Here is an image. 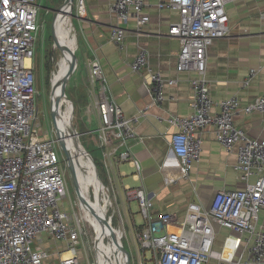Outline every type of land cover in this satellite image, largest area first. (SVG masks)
Returning a JSON list of instances; mask_svg holds the SVG:
<instances>
[{
  "label": "built area",
  "instance_id": "obj_1",
  "mask_svg": "<svg viewBox=\"0 0 264 264\" xmlns=\"http://www.w3.org/2000/svg\"><path fill=\"white\" fill-rule=\"evenodd\" d=\"M74 1L76 18L84 19L85 1ZM230 1L162 0L157 3L159 9L179 12V20L171 23L168 30V35L180 44L176 71L197 74L189 82L191 114L157 117L175 129L169 146L181 163L180 175L189 178L193 165L200 159L202 132L212 125L216 140L226 152L237 147L234 168L246 184L240 190L217 191L208 208L190 202L182 219L175 213L152 218V202L141 187L134 189L139 212L147 220V225L135 232V238L142 250L151 252L155 264H207L211 258L217 259L218 264H264V226L259 224V213L264 210V139L249 137L235 125V117L240 114L264 112V94L245 104L237 96L216 103L205 78L209 46L215 39L229 35L225 7ZM147 6V0H109V10L116 21L110 39L120 49L124 26L130 20H134L137 29L148 22V16L143 14ZM39 9L38 0H0V264H43L48 252L35 246L43 234L66 242L64 252L69 256L60 259V264H80L76 247L81 231L71 225L62 208L67 189L56 152L58 142L48 131L41 134L36 123L38 91L33 57L40 29ZM260 18L264 42V10ZM130 69L145 73L153 105H161L165 87L177 81L154 71L149 66L148 52L142 47L130 63ZM88 72L90 83L96 86L94 107L99 126L93 139L102 150L103 168L134 162L129 146L138 140L135 126L145 117V108L125 117L107 95L108 85L97 58L89 63ZM256 74V69L249 70L243 86ZM215 225L234 234L228 237L232 239L227 257L213 248Z\"/></svg>",
  "mask_w": 264,
  "mask_h": 264
},
{
  "label": "crops",
  "instance_id": "obj_2",
  "mask_svg": "<svg viewBox=\"0 0 264 264\" xmlns=\"http://www.w3.org/2000/svg\"><path fill=\"white\" fill-rule=\"evenodd\" d=\"M84 1L86 16L84 19H77L79 27L76 32L79 39L77 57L84 67L85 80L76 86L83 92L82 99H88V118H94L97 129L99 120L94 107L96 86L90 83L88 72L89 63L95 58L100 63L108 85L107 95L119 106L124 116L131 117L145 108V117L135 126L138 140L131 142L129 146L134 162L110 166L114 179L110 178L109 181L108 177L109 184L119 183L123 193L125 190L121 203L126 208L122 209L130 213L129 204H137V201L134 197H128L134 196L133 190L141 187L152 202V218L162 213H175L182 219L190 202L208 208L217 191L243 189L246 182L234 168L237 147L226 152L216 140L212 125L202 132L199 162L193 165L189 178L186 179L181 177V163L169 146L170 136L175 129L169 127L164 120L157 119L165 118L169 114L188 116L192 112L189 82L197 74L193 71H176L180 44L178 39L168 35L171 23L179 20V12L159 9L157 3L162 0H147L148 6L143 9V14L148 16V22L137 29L134 20H130L124 26L123 47L120 49L110 39V31L116 21L110 13L109 0ZM225 10L228 15L229 35L215 39L209 46L205 78L209 82L210 96L214 102L237 96L241 104H245L264 94V42L261 35L263 23L260 18V12L264 10V0H231L226 4ZM141 47L147 50L149 66L154 71H158L163 78L177 80L173 86L165 87V100L159 106L152 104L153 95L145 73H134L130 69V63ZM251 69H256L257 74L247 86H243V81ZM214 110H218V107ZM235 125L249 137L264 139V112L240 114L235 117ZM126 179H130L133 186L125 183ZM124 199L127 204L123 202ZM259 224L264 226V210L259 213ZM146 225L147 220H143L139 228ZM214 230L213 248L227 257L232 239L228 237L233 233L216 225ZM47 237L49 236L46 234L41 235L37 239L40 242L35 246L47 252L48 249L45 248H50V259L59 252V256L64 258L67 253L64 252L66 242L49 237L53 243L50 245L47 244ZM45 261L43 264H46ZM207 264L218 262L211 258Z\"/></svg>",
  "mask_w": 264,
  "mask_h": 264
},
{
  "label": "rangeland",
  "instance_id": "obj_3",
  "mask_svg": "<svg viewBox=\"0 0 264 264\" xmlns=\"http://www.w3.org/2000/svg\"><path fill=\"white\" fill-rule=\"evenodd\" d=\"M40 9L38 11L37 15V22L40 26L38 36H37V42L35 43L34 50L36 51V57H35V64H36V73H37V91H38V99H37V105H38V118L37 122L41 134H44L46 131H48V135L52 134L54 137L55 134V125L54 122L51 119L50 115V108H51V82L54 76V73L58 69V61H59V54L60 51L58 47L56 48L53 46V40L52 37L50 38V26L53 19V12L55 9H57L59 6H61L64 2V0H51L49 5L47 6L44 2V0H38ZM58 19L61 16V13H57ZM70 23L74 27V31L77 38V46L74 51L76 56H78L77 49L79 46V39L78 34L76 30L78 31V20L75 15V1H73L72 4V11H71V21ZM37 48V50H36ZM46 66L48 67L46 69ZM35 70V69H34ZM74 82V81H73ZM73 83L71 82V78L67 83V86L65 88V94L70 99V101L73 103V101L77 102V104L74 105V113L72 118V123L74 127L76 128L77 132L79 133V139L82 143V145L92 153V157H98L101 156V149L98 148L94 144L93 137L96 136V129H95V120L94 118H88V115L86 113L87 107H88V99L81 97L83 92L81 93V90L79 88H72ZM64 102L68 103V101L65 100ZM70 105V104H69ZM63 109H65V106H63ZM70 110V108H69ZM91 132L92 134H89ZM97 148L98 151L95 149ZM56 152L60 159V166L62 168L63 177L66 183V189H67V196L63 200V206L62 208L67 212L71 225L78 226L81 231L80 236V242L77 248V253L79 255L80 264H98L97 263V252L95 253L94 245H93V229L90 228V225L84 221L81 215L80 210V203L77 198L75 185L73 183V180L70 175V171L68 169L66 158L61 151L59 147L56 148ZM104 171H100L99 178L101 180V183L108 189L107 190V196L111 199L112 205L108 208L106 218L111 220V225L114 229H118L122 232L121 236V244L124 248V250L127 253L128 256V264H155L154 259L152 257V254L149 250H142L139 247V244L136 241L135 238V231L140 230L139 226L143 223V217L141 213L139 212L138 205L135 202H131L129 204L130 206V213L127 212V210L122 209V207H125L121 202L123 194L125 195V190L123 193L122 188L119 186V183H112L109 184L108 177L111 179H114V175L110 168L106 169L103 168ZM130 178V176H129ZM125 183H128L130 186H133L132 182H130V179L124 180ZM89 194L91 195V200L96 201L98 199L97 197V191H95L94 187L90 188ZM103 196V194H102ZM127 196V195H126ZM133 195L129 196L128 198L133 199ZM99 200V199H98ZM125 204L126 199L123 200ZM99 207H103L102 200H99ZM126 208V207H125ZM133 219V221H132ZM134 222V224H133ZM50 245H53L52 240L49 239ZM40 241H36L38 243ZM35 243V244H36ZM37 247V246H36ZM48 249V252H51L50 248ZM61 252L57 254V256L50 257L45 261L46 264H58L59 258H61ZM113 261L114 257L112 255L108 256ZM50 259V260H49Z\"/></svg>",
  "mask_w": 264,
  "mask_h": 264
},
{
  "label": "bare ground",
  "instance_id": "obj_4",
  "mask_svg": "<svg viewBox=\"0 0 264 264\" xmlns=\"http://www.w3.org/2000/svg\"><path fill=\"white\" fill-rule=\"evenodd\" d=\"M61 16L58 19V15L56 16V37L58 40V44L56 45L60 51L59 61H58V69L54 73L51 84L54 85L56 90H54L51 95V101L54 102V116H55V125L57 127L58 133L60 135L61 141L65 143L70 158L73 161V165L75 168V177L76 182L79 187V192L83 199H85V203H82L80 198L78 199L80 203V210L82 218L85 222L90 225V228L93 229V245L95 253L97 252V263L98 264H124L125 259L124 255L120 252L116 256L117 251V242L116 239L121 240L122 232L118 229H114L111 225V219L107 220L106 214L108 208L112 205L111 199L107 196V190L105 188H101L98 182L95 180L94 171L90 161L87 157L73 144V139L68 131L69 126V118H70V105L64 102V98L60 94V83L63 80V77L68 70L69 62L71 58V52H74L77 46V38L74 31V27L70 23L71 21V13L68 8H63L62 11H59ZM55 46V47H56ZM56 47V48H57ZM57 100V101H56ZM65 106V109H63ZM95 189L97 191L99 188L102 190V203L103 207L100 208L99 200L97 199L95 202L91 200V195L89 194L90 188ZM103 215L110 226L104 227L98 220L97 216ZM114 235L116 236L114 238ZM107 240V242H105ZM109 255L114 257L111 262ZM69 256L67 252L65 257ZM222 257L223 254H221Z\"/></svg>",
  "mask_w": 264,
  "mask_h": 264
},
{
  "label": "water",
  "instance_id": "obj_5",
  "mask_svg": "<svg viewBox=\"0 0 264 264\" xmlns=\"http://www.w3.org/2000/svg\"><path fill=\"white\" fill-rule=\"evenodd\" d=\"M73 1L74 0H64L63 4L61 6H59L57 9H55L54 12H53V19H52V23H51V26H50L51 37H52V40H53V46H54V44H56V45L58 44V40H57V37H56V30H55L57 13L59 11H62L63 8H68V10H70V13H71ZM77 64H78L77 56L75 55L74 52H71V58H70L68 70L66 71V73H65V75L63 77V80L60 83V94L70 104V118H69V122L70 123H69V126H68V131H69V134L71 135V137L73 139L74 146H76L78 149H80V151L83 152V154L90 161V163L92 165V168H93V171H94V176H95L96 182H98V184L100 185L101 188H105V186L101 183V180L99 178L98 169L96 167V164L94 162L93 157L91 156L90 152L82 145V143H81V141L79 139V133L77 132L76 128L74 127V125L72 123V118H73V113H74L73 112L74 111V106H73V103L70 101V99L65 94V88L67 86V83H68L70 77L74 73V71H75V69L77 67ZM57 87H55L54 85L51 84L50 96L53 94L54 90H56ZM53 104H54V102L51 101L50 115H51V119H52V121L54 122V125H55L56 123H55L54 106H53ZM55 134H56L55 137L57 139L58 146H59V148L61 149V151L63 152V154H64V156L66 158V163H67L68 169L70 171V175H71V178L73 180V183L75 185L77 198L78 199L80 198L81 202L85 203V199L82 198V196H81V194L79 192V187H78L77 182H76V177H75L76 173H75V168H74V165H73V161L70 158V155L68 153V150L66 148L65 143H63V141H61V138H60V135L58 133L56 125H55ZM97 197H98L99 200H101V198H102V190H100V188L97 190ZM97 217H98L99 222L104 227H108L110 229V226L107 223V221H106V219H105V217L103 215H100V216H97ZM115 237L116 236L114 235V238ZM116 242H117V248H116L117 251L115 253L116 256L121 252L124 255V259H125L124 264H128V256H127L126 251L124 250V248H123L121 242L119 241V239H116Z\"/></svg>",
  "mask_w": 264,
  "mask_h": 264
},
{
  "label": "trees",
  "instance_id": "obj_6",
  "mask_svg": "<svg viewBox=\"0 0 264 264\" xmlns=\"http://www.w3.org/2000/svg\"><path fill=\"white\" fill-rule=\"evenodd\" d=\"M50 1L51 0H44V2H45V4L48 6L49 5V3H50ZM50 38H51V33H50ZM36 50H37V48H36ZM77 51H78V49H77ZM75 54H77V53H75ZM35 57H36V51H35V53H34V57H33V70H34V74H35V86L37 87V73H36V64H35ZM77 59H78V64H77V67H76V69H75V71H74V73L72 74V76L70 77L71 78V82L73 83V86H72V88H78L77 86H76V84L78 83V84H81L82 83V81L83 80H85V74H84V67H83V65H82V63L80 62V60H79V58L77 57ZM48 67L46 66V69H47ZM70 80V79H69ZM74 81V82H73ZM77 84V85H78ZM79 86V85H78ZM73 103H74V105L75 104H77V102H75V101H73ZM76 106V105H75ZM97 151H98V149L97 148H95ZM90 154H91V156H92V153L90 152ZM93 159H94V162H95V164H96V167H97V169H98V172H102V171H104V169H103V164H102V162H101V157L100 156H98V157H93ZM99 174V173H98Z\"/></svg>",
  "mask_w": 264,
  "mask_h": 264
}]
</instances>
